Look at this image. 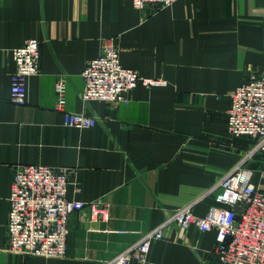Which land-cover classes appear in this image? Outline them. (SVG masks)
Listing matches in <instances>:
<instances>
[{"label":"crops","instance_id":"obj_1","mask_svg":"<svg viewBox=\"0 0 264 264\" xmlns=\"http://www.w3.org/2000/svg\"><path fill=\"white\" fill-rule=\"evenodd\" d=\"M115 37L121 63L140 75L128 101H83L82 72ZM38 39L41 63L27 101H11L13 49ZM264 72V0H176L138 9L132 0H0V264H104L193 204L205 215L221 206L210 190L245 160L264 192V149L228 132L231 94ZM67 84L66 111L98 118L94 127L64 124L56 82ZM18 164L69 169V196L108 206L91 220L72 214L67 254L29 256L6 247L10 191ZM219 264L216 231L177 222L152 243L148 261Z\"/></svg>","mask_w":264,"mask_h":264},{"label":"built area","instance_id":"obj_2","mask_svg":"<svg viewBox=\"0 0 264 264\" xmlns=\"http://www.w3.org/2000/svg\"><path fill=\"white\" fill-rule=\"evenodd\" d=\"M176 0H132L138 9L170 6ZM16 64L11 77V101L25 104L28 79L38 75L41 47L38 39L13 49ZM83 101H128L141 82L147 87L165 86L167 80L140 75L121 63L115 37L103 39L101 53L91 59L82 72ZM56 109L64 112V124L91 128L98 118L85 111H66L67 84L64 77L56 82ZM228 132L234 137L256 139L255 150L264 149V72L238 86L231 94L227 111ZM245 160L232 168L210 192L221 189L205 215L193 212L188 204L173 213L157 228L104 264H131L133 259L148 261L152 243L164 237V228L177 222L182 231L195 226L202 231H216L219 264H264V192L251 183L252 173ZM69 169L44 164H18L14 169L9 196L10 210L6 225L9 251L29 256L63 257L67 254L72 214L88 206L91 220L108 217V206L99 201L85 202L69 196L72 182Z\"/></svg>","mask_w":264,"mask_h":264},{"label":"trees","instance_id":"obj_3","mask_svg":"<svg viewBox=\"0 0 264 264\" xmlns=\"http://www.w3.org/2000/svg\"><path fill=\"white\" fill-rule=\"evenodd\" d=\"M243 137H248V136H243ZM249 138H251V137H249ZM254 141H256V139H254V138H252Z\"/></svg>","mask_w":264,"mask_h":264}]
</instances>
